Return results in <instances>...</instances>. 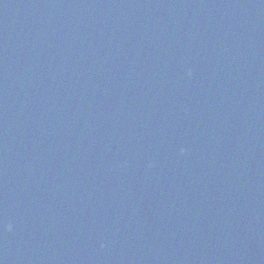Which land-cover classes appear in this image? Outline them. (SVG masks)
Returning <instances> with one entry per match:
<instances>
[{"label": "water", "instance_id": "95a60500", "mask_svg": "<svg viewBox=\"0 0 264 264\" xmlns=\"http://www.w3.org/2000/svg\"><path fill=\"white\" fill-rule=\"evenodd\" d=\"M0 264H264V0H0Z\"/></svg>", "mask_w": 264, "mask_h": 264}, {"label": "clouds", "instance_id": "9594fccd", "mask_svg": "<svg viewBox=\"0 0 264 264\" xmlns=\"http://www.w3.org/2000/svg\"><path fill=\"white\" fill-rule=\"evenodd\" d=\"M189 74H191V73L189 72ZM185 151H186L185 149H181V152H182V153L185 152ZM7 228H8L9 231H11V230H12V225L9 224V225L7 226Z\"/></svg>", "mask_w": 264, "mask_h": 264}]
</instances>
